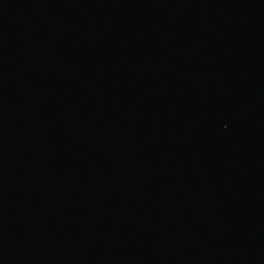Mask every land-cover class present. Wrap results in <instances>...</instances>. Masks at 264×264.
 Masks as SVG:
<instances>
[{
	"label": "water",
	"instance_id": "95a60500",
	"mask_svg": "<svg viewBox=\"0 0 264 264\" xmlns=\"http://www.w3.org/2000/svg\"><path fill=\"white\" fill-rule=\"evenodd\" d=\"M0 264H264V0H0Z\"/></svg>",
	"mask_w": 264,
	"mask_h": 264
}]
</instances>
